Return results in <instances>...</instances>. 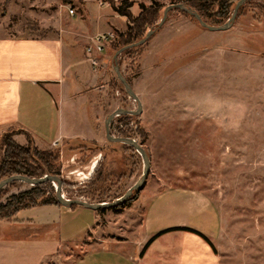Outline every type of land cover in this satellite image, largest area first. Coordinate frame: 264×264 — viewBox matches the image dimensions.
<instances>
[{"label": "rangeland", "instance_id": "1", "mask_svg": "<svg viewBox=\"0 0 264 264\" xmlns=\"http://www.w3.org/2000/svg\"><path fill=\"white\" fill-rule=\"evenodd\" d=\"M129 1L133 16L141 5L153 2L162 5L161 16L166 6L183 4L182 0ZM237 1L231 0V6L223 9L213 4L207 22L212 24L217 19L214 26L226 23ZM79 2L0 0V25L5 29L0 36L55 39L59 38V29L67 31L71 26L93 32L98 12L107 8L88 4V16L84 18ZM70 9L76 15H70ZM100 24L102 28L117 30L112 32L114 38L102 53L108 55L107 65L94 70L85 63L82 65L85 78L78 82L71 73L67 79L71 93H80L85 98L77 100L82 108L77 103L69 110L85 112L90 126L98 132L100 144L81 145L83 150L65 145L60 150V178L63 181L68 178L65 182L71 183L64 186L66 194L62 192L68 199L82 198L88 203H97L99 198L112 202L133 186L143 172V161L136 151L105 139L104 126L109 114L116 109L137 111L138 107L113 69L117 49L114 41L125 31L126 18L117 22H106L103 18ZM150 30L154 33L144 44L128 53L124 51L117 58L121 74L141 103L140 111L129 115L120 127L118 117L109 126L111 135L120 137L118 129H122L142 146L149 158V171L142 186L136 193L133 191L136 200L127 210L96 212L99 225L106 226L102 233H111L116 222L122 223L128 217L137 219L143 214L142 204L157 191L192 189L204 193L219 215L213 244L220 264H264V2H245L225 31H209L178 9L169 11L165 22ZM63 37L67 52V40L75 39L66 34ZM76 51L82 54V47ZM93 71L106 75L108 80L98 79L95 85ZM101 86H105L104 90L98 89ZM78 127L85 128L80 118ZM16 135L22 134L13 135V140ZM15 142L37 148L29 137H19ZM40 148L37 149L44 150ZM31 187L23 182L7 186L0 194V203ZM98 189L103 192L98 194ZM47 190L55 194L52 183ZM76 209L82 215L74 212L60 218L39 206L23 210L17 217L34 222L61 220L66 226L65 236L71 242L73 259L78 255L84 228L86 231L87 224L93 225L94 220L93 210ZM49 230L0 222V264H50L55 258L52 254L55 245L47 235ZM171 238L163 236L149 257L168 246ZM99 253L104 251L99 249Z\"/></svg>", "mask_w": 264, "mask_h": 264}, {"label": "crops", "instance_id": "2", "mask_svg": "<svg viewBox=\"0 0 264 264\" xmlns=\"http://www.w3.org/2000/svg\"><path fill=\"white\" fill-rule=\"evenodd\" d=\"M79 1L84 18L88 16L86 7L88 4L97 3L99 7L107 8L105 12H98L93 32H85L83 28L82 30L80 27L71 26V30L59 29V38L55 39L0 36V135L11 128L21 129L27 135H16L14 140L19 137H29L37 148L41 147L40 149L62 150L68 143L79 141L100 144L98 132L92 128L94 126H90L84 109L83 112L69 110V107L76 106L78 99L82 98L84 101L85 98L80 93H71L67 79L71 73L78 82L81 78H85L82 65L85 63L90 65L85 49L91 43L93 36L105 32L117 33V30L102 28L101 20L104 18L106 22L108 20L117 22L125 17L114 13L103 0ZM76 9L77 14L79 8ZM127 26L126 19L123 31ZM4 30L0 25V31ZM64 34L71 35L75 39L67 40L66 44L69 47L67 52L64 47ZM76 45L77 47H74ZM79 46L82 47V54L76 51ZM92 56L106 62L108 55ZM94 73L95 85L98 79L108 80L106 75ZM104 88L105 86H101L98 89L104 90ZM80 105L82 108L81 103H78L77 107ZM78 117L83 120L85 128L78 127ZM54 143L56 146H53ZM74 159L75 157L71 160ZM154 194L146 204L141 203L143 214L138 215L137 219L126 218V223L116 222L111 233H102L106 226L99 225L97 221L99 214L93 211V225L87 224L86 231L84 228V237L78 248V255L73 259H71L73 255L71 242L65 236L66 226L61 220L47 219L35 222L29 219L20 220L17 217L21 213L19 212L14 220L3 223L49 228L47 235L51 239L50 242L55 245L52 252L55 258L50 264L60 262L69 264L72 260L76 264H220L213 244V239L218 233L219 215L207 196L200 191L186 188H170ZM44 207L60 218L74 212L79 216L82 215L76 209L80 206ZM175 228L197 231L206 239L186 230L167 231ZM160 232L164 233L149 242ZM170 235L172 238L169 245L149 257V252L155 249L156 243L163 236ZM78 239L80 241L81 238ZM99 249L104 251V254L99 253ZM60 253L61 257H59Z\"/></svg>", "mask_w": 264, "mask_h": 264}, {"label": "trees", "instance_id": "3", "mask_svg": "<svg viewBox=\"0 0 264 264\" xmlns=\"http://www.w3.org/2000/svg\"><path fill=\"white\" fill-rule=\"evenodd\" d=\"M105 1L109 3V6L114 13H116L119 16L125 17L128 22V26L126 30L123 33H119L117 35L116 40L114 41L115 47L117 49L118 48L120 49L124 46L133 44L141 40L143 35L148 30L157 26L158 22L162 18L160 13L162 5H160L157 2H153L149 6L141 5L138 14L136 16H133L130 11V8L132 7L131 1L129 0H118L117 2H115L114 0H105ZM182 2L186 7L195 11L206 23H208L207 18H209L210 16L209 10L213 4L215 3L218 4V7L221 9H223L224 7L228 8L232 4L231 0H182ZM178 10L195 19L193 16L185 13L184 11L180 9ZM217 22L218 20L214 19L211 22L212 24L210 23L208 24L215 25ZM41 36L43 37V35ZM117 49H115L116 52L119 50ZM130 50H132V48L126 50V53H128ZM127 117H129V115L118 116L119 127L122 126V123L126 121L125 119ZM20 133L27 135V133L21 129H9L0 135V181L12 175H24L29 178H40L45 175H55L60 177L59 171L61 169V164H62L60 158L61 156L60 150L57 148L39 150L35 147L32 148V147L22 146L12 139L13 135ZM118 136L127 137V138L131 137L129 134H127L126 131H123L122 129H118ZM86 144H91L94 146L97 145V143L95 142H81V141L68 143L67 145L69 146L70 149L83 150L84 147L81 145H86ZM130 148L133 149L132 147ZM95 160L96 158L93 161L94 162L93 171L96 167ZM14 183L16 182L10 183L9 185H12ZM68 184L71 183L62 180L61 189L65 194L66 192L64 190V186ZM48 185H50V182L36 185L31 187L29 190L10 195L5 202L0 203V222L12 221L19 212L26 209H31L39 206L60 205L56 200L54 191L47 190ZM52 185L53 187H56L55 183H53ZM6 187L0 190V194H2V192L5 190ZM96 191L98 192V194L99 192L100 193L103 192L99 189ZM136 191L134 192L136 193ZM64 193H63V197L68 199ZM79 197L81 196H78L76 198ZM79 199L82 200V198ZM134 200H136V195H131L127 200H125L121 204H118L110 208L99 209L97 212L104 213L108 209L120 210L121 208H127L129 204ZM102 202H108V201L100 200V198L97 201V203H102ZM74 207L77 206L76 205L71 206V208ZM171 230H186L189 232L196 233L202 236L203 238H205L197 231L188 228H175V229H168L167 231H171ZM164 232H160L155 237H153L149 242H152L158 235Z\"/></svg>", "mask_w": 264, "mask_h": 264}, {"label": "water", "instance_id": "4", "mask_svg": "<svg viewBox=\"0 0 264 264\" xmlns=\"http://www.w3.org/2000/svg\"><path fill=\"white\" fill-rule=\"evenodd\" d=\"M247 1H251V0H239V1H237L230 19L226 23H224L223 25H220V26H214V25H210V24L204 22L202 20V18L195 11L186 7L184 4L168 5L163 10V15H162L161 20L158 23V26H161L165 22L169 11H171L173 9H180V10L184 11L185 13L193 16L197 20V22L199 23V25L201 27H203L209 31H225L232 25L239 8ZM258 1L264 2V0H258ZM153 33H154V30H149L144 38H142L141 40H139L133 44H130V45H127V46L120 48L113 56L114 72L116 73L118 80L123 85L127 95L133 101H135L137 103L138 110L132 111V110H125V109H116L111 114H109L105 120V136H106V139L110 142L128 145V146L132 147L141 156L142 161H143V172H142L141 178L133 186H131L122 196L116 198L112 202H102V203H88V202L83 201L81 199H66V198H64L63 194H62V189H61L62 179L58 176H55V175H45V176L40 177V178H29V177L24 176V175H12V176H9V177L2 179L0 181V190L3 189L4 187H6L7 185H9L10 183H13V182H23V183H26L30 186H36V185H40V184L47 183V182L56 183L57 187L55 188V197H56L57 202L61 206L71 207L73 205H76V206L84 207L87 209H91L93 211H98L99 209L110 208V207L116 206L118 204H121L122 202L127 200L132 195L133 191L138 190L142 186V184L144 183V181L147 177V174L149 171V166H150L149 158H148L145 150L142 148V146L136 140H134L132 138L116 137V136L111 135L109 126H110V122L115 117H118L120 115H137L140 111V108H141V103H140L137 95L134 93L131 85L127 82V80L121 74V72L119 70V67L117 64V58L124 51L131 49V48L138 47V46L144 44L146 42V40Z\"/></svg>", "mask_w": 264, "mask_h": 264}, {"label": "built area", "instance_id": "5", "mask_svg": "<svg viewBox=\"0 0 264 264\" xmlns=\"http://www.w3.org/2000/svg\"><path fill=\"white\" fill-rule=\"evenodd\" d=\"M69 14L74 16L75 11L70 9ZM113 38L114 34L112 32L98 33L91 38V43L86 47L85 52L88 55V61L94 70L97 68H104L107 63L104 60H98L92 55H101L104 50L106 51L107 45L111 43ZM53 146H56V143H54Z\"/></svg>", "mask_w": 264, "mask_h": 264}, {"label": "bare ground", "instance_id": "6", "mask_svg": "<svg viewBox=\"0 0 264 264\" xmlns=\"http://www.w3.org/2000/svg\"><path fill=\"white\" fill-rule=\"evenodd\" d=\"M53 184V183H52ZM56 184V183H55ZM56 187H57V185H56ZM56 187H54V188H56ZM62 194H63V192H62Z\"/></svg>", "mask_w": 264, "mask_h": 264}]
</instances>
